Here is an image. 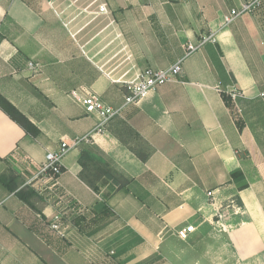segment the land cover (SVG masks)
<instances>
[{
	"label": "crops",
	"instance_id": "obj_1",
	"mask_svg": "<svg viewBox=\"0 0 264 264\" xmlns=\"http://www.w3.org/2000/svg\"><path fill=\"white\" fill-rule=\"evenodd\" d=\"M66 1L0 0V92L41 129L0 108V176L35 190L33 207L0 181V264H264V153L233 96L264 89V0L229 25L251 0H76L81 11L63 15ZM45 10L67 39H46ZM203 37L181 75L96 130L83 96L120 106L133 63L169 67ZM77 137L60 176L38 175ZM57 212L64 236L50 229Z\"/></svg>",
	"mask_w": 264,
	"mask_h": 264
},
{
	"label": "built area",
	"instance_id": "obj_2",
	"mask_svg": "<svg viewBox=\"0 0 264 264\" xmlns=\"http://www.w3.org/2000/svg\"><path fill=\"white\" fill-rule=\"evenodd\" d=\"M261 4L262 0H251L243 3L240 7L233 8L230 13L225 16L224 24L229 25L236 21L241 15L254 12ZM99 10L100 12H107L108 8L106 3H101L99 5ZM209 38L203 37L198 43H189L186 46L185 56L169 67H140L138 64L133 63L120 78V82L126 88L125 103L120 106L111 105L94 93L83 96L81 101L86 111L89 114L95 115L98 119L96 130H105L110 121L119 116L127 105L139 102L151 91L156 90L158 87L168 82L174 81L183 73V62L185 57L198 50ZM31 65L33 66L32 62ZM238 94L240 93L233 91L234 97ZM260 96L264 99V89L261 91ZM84 138L86 137H77L72 142L63 140L57 148L49 150L44 162L39 167L38 175H46L51 178L60 176L63 172L65 156L71 149L77 147ZM30 181L31 180H28L24 185H28ZM3 203L4 200H0V205ZM64 216V212H57L54 214L52 222L50 223V229L59 236H64L66 234ZM220 217H223V215L220 214ZM191 228L192 227H184L179 231V236L182 239H186Z\"/></svg>",
	"mask_w": 264,
	"mask_h": 264
},
{
	"label": "trees",
	"instance_id": "obj_3",
	"mask_svg": "<svg viewBox=\"0 0 264 264\" xmlns=\"http://www.w3.org/2000/svg\"><path fill=\"white\" fill-rule=\"evenodd\" d=\"M2 36L0 35V41ZM227 102L230 103V98L225 95ZM236 101L239 104L242 114L244 115L246 122L249 124L254 136L264 153V99L260 96L258 98L249 99L243 95L238 94L236 96ZM0 108L3 109L13 120H15L24 130L32 135L37 137L41 133V129L34 123L24 112H22L14 103H12L5 95L0 92ZM146 159L145 157H143ZM86 159V161H84ZM96 159L95 156L89 155L86 151L82 153L80 157V163L86 167L91 166V162ZM90 160V163L87 161ZM242 164L247 166L252 164L250 156H243L241 158ZM232 180L238 184L240 189L246 188L249 186L247 178H250L252 175L247 173L242 169H237L231 174ZM253 178V177H251ZM0 181L8 185L9 189L15 190L20 198L29 203L31 206L35 207L34 203L31 201L32 196H35V190L32 187L27 185L19 186V183L16 180V177L13 176L9 179L0 176ZM93 181H91L92 183ZM234 201L238 204H243L239 197H236Z\"/></svg>",
	"mask_w": 264,
	"mask_h": 264
},
{
	"label": "rangeland",
	"instance_id": "obj_4",
	"mask_svg": "<svg viewBox=\"0 0 264 264\" xmlns=\"http://www.w3.org/2000/svg\"><path fill=\"white\" fill-rule=\"evenodd\" d=\"M34 2H35V4L38 7H40V3H39L40 0H34ZM78 4H79V1H76V0H74V2H72V0L66 1L64 6L61 5L62 6V10L66 8L65 10L62 11L63 15H67V14H70V13H72V14L79 13L81 11V8H77ZM51 11L45 10V12H44L46 14L48 13V15H47L48 23L46 24V28H45L46 39L50 38V40H52V41H57V40H61V39H67L68 38V36H67L68 33L67 34L63 33V30L59 26L58 21L56 20V18H54V17H52L50 15ZM53 15H54V12H53ZM60 15H62V14H60ZM220 214L224 215L223 211H220ZM220 214L218 215V218H219Z\"/></svg>",
	"mask_w": 264,
	"mask_h": 264
}]
</instances>
